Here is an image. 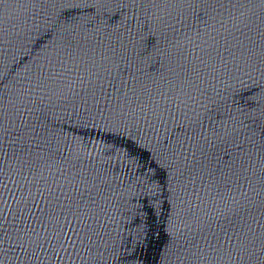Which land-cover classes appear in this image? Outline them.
<instances>
[{
  "label": "water",
  "instance_id": "1",
  "mask_svg": "<svg viewBox=\"0 0 264 264\" xmlns=\"http://www.w3.org/2000/svg\"><path fill=\"white\" fill-rule=\"evenodd\" d=\"M0 264H264V0H0Z\"/></svg>",
  "mask_w": 264,
  "mask_h": 264
}]
</instances>
